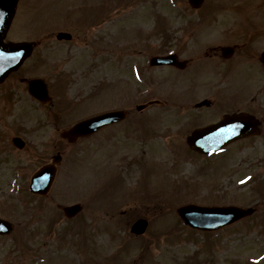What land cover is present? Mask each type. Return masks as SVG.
<instances>
[{
    "label": "rangeland",
    "instance_id": "374dc122",
    "mask_svg": "<svg viewBox=\"0 0 264 264\" xmlns=\"http://www.w3.org/2000/svg\"><path fill=\"white\" fill-rule=\"evenodd\" d=\"M237 2L241 4L240 8H248L241 0H219L216 9H238L235 7ZM186 3L185 0H19L15 12L17 20L10 35L35 41L48 32L65 30L64 27L76 32L72 42L55 44L57 50L50 51L51 56L56 57L57 65L41 64L27 74L47 82L56 105L67 104L73 111L79 107L73 121L111 106L106 104L110 91H114L115 103L119 106L132 103L136 106L155 97L167 100L148 109L152 113L156 111L155 116L177 104L176 81L170 80V74L169 79L164 72L156 73L158 69L150 70L148 60H144L143 54L136 53L138 51L135 56L130 55L127 42L140 32L138 35L142 38L132 41L138 49L142 50L144 43L157 45L158 39L153 37L161 19L165 18L166 25L176 27L179 23L177 11L180 6L186 11ZM100 13L111 15L102 20ZM83 15L82 23H75L74 20L78 21L79 17L81 20ZM115 34L119 39H115L113 46L120 48L113 53L109 40L110 35ZM101 45L105 57L101 68L105 79L113 78L114 60L119 70L115 77L118 79L116 88L102 94L104 107L99 103V97L92 96L100 79ZM124 47V52H120L119 49ZM107 54L115 55L111 62L107 60L110 57ZM135 67L141 71L140 77L135 76ZM17 76V73L12 75L2 89L16 88L20 96L15 101L20 102V110L31 111L36 107L38 112L42 111L39 106L43 104L31 98L27 84L21 83ZM59 77L62 81L73 82L67 81L65 86H60ZM130 83L138 89L134 102L128 97ZM248 88L249 83L241 80L231 87L235 95L243 94ZM81 105L87 108L81 109ZM261 107L264 109V98ZM15 111L13 107L12 113ZM12 113L8 115V123L16 118ZM171 116L165 113L163 117L162 121L168 124L151 121L155 124L153 127L136 129L129 135L130 147L123 154H119L122 144L101 142L97 136L67 147L51 190L37 196L30 193L29 181L44 161L36 162L15 147L12 149L11 133L18 126L8 124L11 128L8 149L6 157L0 158V217L10 220L14 227L10 233L0 235V264H197V254L200 261H205L207 254L212 252L216 257L211 264H230L224 242V234L230 229L215 230L216 235L210 234L212 232L204 234L182 222L176 210L189 203L226 205L229 201L224 192L232 196L236 192L255 190L252 187L257 186V181L248 183L242 176L251 172L248 169H257L260 171L258 180L260 176L264 177V133L256 137V142L242 145V150L232 148V158L230 155L216 159L196 157L188 151L186 144L180 141L172 144L173 138L182 140L181 135L174 133L166 139L162 137L166 136V126L175 129ZM138 118L139 113L135 127L139 125ZM145 126L143 123L141 128ZM117 132L122 131L116 130L114 134ZM37 136L31 134V141H37ZM106 145L111 148L105 149ZM253 148L255 154L251 153ZM114 153L117 155L115 160ZM136 154L137 161L134 158L130 162L135 163H128ZM240 156L243 159H239ZM252 161L257 167L251 166ZM219 193L223 195L219 196ZM77 203L82 209L73 216H66L63 208ZM140 218H147L149 226L138 234L132 232L131 227ZM240 224L229 233H240ZM236 254L244 253L234 251ZM234 259L233 256L232 261Z\"/></svg>",
    "mask_w": 264,
    "mask_h": 264
},
{
    "label": "flooded vegetation",
    "instance_id": "af4514ba",
    "mask_svg": "<svg viewBox=\"0 0 264 264\" xmlns=\"http://www.w3.org/2000/svg\"><path fill=\"white\" fill-rule=\"evenodd\" d=\"M185 1L187 2L186 11L181 9L183 8L182 6H180V9L177 11V21H179V23L176 27L166 25L167 21L165 18L161 19V25H159L158 28L160 31H157L158 29H156V34L153 33L155 34L153 39H158L156 43L157 45L153 46L149 43H144L145 47L142 50L138 49L136 47L137 44L132 41H134V38H142V36L138 35L140 32L132 35L128 41L129 43L127 42V45L130 44V55L135 56L136 53L143 54L142 56L144 57V60H148L147 62L149 63L148 66L150 70L158 69L155 71L156 73L164 72L169 79L170 74L172 76L170 80L176 81L178 94L177 104L171 105L169 108H165V110H161V113L156 114L155 116L154 114L156 111L152 113L151 111H148V109L150 110L153 106L164 104L167 100L162 101L155 97L149 99L146 103H138L136 106L134 103L129 106H119L117 102L115 103L117 99L113 95L114 91H110L111 96L106 99V104L111 106L107 107V109L98 110L99 112L97 113L89 114L73 121V115L78 111L79 107L73 111V108H70L67 104L61 106L56 105L54 98L50 93L48 84L47 104H43L40 99L30 95L32 99L43 104L42 106H39L42 111L38 112L36 107L31 111L20 110V102L15 101V99L20 96L16 88L10 87L8 90L2 89V87L5 86L7 82L10 81V77L16 73L18 74L17 78L21 83L28 84L30 79L39 77L27 75L36 69L35 66L46 64L54 67L57 65V59L56 57L51 56L50 51L57 50L55 49V44L60 45L67 41L72 42L76 32L71 31L70 29V31H68V28L64 27L65 30L48 32L46 35H43L35 41L17 36L15 37V35L10 36L13 25L17 20V13H14L3 40L6 43L23 41L31 42L32 51L19 68L15 71L9 72V74L0 81V158L3 159V157H6L5 154L8 149L7 140L9 129H11L8 124L18 126L16 127V131L11 133L12 143L10 146L12 149L15 147L14 149L25 153L28 158L35 161L37 160L36 162H40L41 160L44 161L38 166L35 172L44 165L53 164V166H56L58 174V169L64 161L67 147H70L79 141H87V139L97 136V139L102 140L101 142L116 141L117 145L118 143L122 144L119 149V151H122L119 152V154H123L126 149L130 147L129 135H133L136 129L143 130L146 127H153L155 124L159 123L168 124V122L162 121L165 113L172 115L171 118H173V125H175L173 127H175V129L166 126V136L162 137L166 139L171 134H179L181 135L182 140H179V138H173L174 140L172 141V144H177L180 141L187 146L189 135L198 128L213 126L220 123L226 125V121L228 120L230 126L232 124L231 121L236 122L238 119H240V122L244 123L246 127L248 125V116L246 115L247 117H244L241 115H255V120L250 127L253 132L247 134L248 131L244 129L241 134H238L232 131L230 135L234 138L227 142L223 148L209 154H202L188 148V151L195 154L196 157L201 156L203 158L211 159L220 158L222 156L225 157L226 155L232 157V148L237 147L239 150H242L244 149L241 147L242 145L245 146L247 143L256 142V140H258L256 137H259L264 133V109L261 107L264 98V0H241L248 4V8H245V6L240 8L241 4L237 2L235 7L238 9L222 10L216 9L219 0H212L213 2L211 3H208L209 0H203V2L197 7H194L189 0ZM107 14L108 13H100L99 17L102 16V20H105V18H108L109 15H111L110 13ZM81 17V20H79L80 17L78 18V21L74 20L75 23L79 22V24H81L85 16L83 15ZM49 21L53 23L54 20L52 21L50 19ZM60 31L70 32L71 37L63 39L58 38L57 35ZM157 34L159 36H156ZM114 36L110 35V46L114 45L115 39H119L116 34ZM107 37L109 38V36ZM151 38L152 37L149 39ZM102 43L104 44V42ZM113 47H111V49H114L113 53L120 48ZM127 48L128 47H126V49ZM100 49L101 57L98 58L99 60L97 59L99 62L98 74L100 79L97 82V86L96 84L94 86L95 92L92 96L99 97V103L103 106V101H105V99L102 94L105 90L109 91L116 88L118 79L115 77L119 70L117 66L118 63L117 65L114 64V60L112 63L114 70H110L113 74V78L111 80L105 79L106 77L101 68L105 59V57H103L102 45ZM124 49L125 47L119 50L123 53ZM117 53L119 52L117 51ZM156 55L170 56L171 63L152 65V58L156 57ZM33 56L36 57L33 58ZM108 56L110 57H107V60L111 62V60L114 59H112V57L115 55ZM117 57L119 56L117 55ZM53 73L56 77V70ZM134 74L137 77L141 76L139 68H134ZM85 75L86 74H84V79L86 78ZM61 78L62 77H59L60 86H65V82H67L68 79L62 81ZM239 80L242 82H248L249 88L243 90V94L235 95L231 87L238 83ZM61 82L62 84L64 82V85H62ZM68 82L71 83L73 80H69ZM27 90H29L28 87ZM137 91L138 89L136 88V85L134 86L130 83L128 97H130L133 102ZM226 96H228V99H226ZM89 97H91V95ZM260 97L262 100L259 99ZM14 101L15 103H18L17 106ZM82 103L84 104V101ZM81 106V109L87 108L84 105ZM13 107L16 108L14 113H12ZM174 108L176 110H174ZM111 111H118V113H120L117 120L100 124L94 131L81 135L76 139L74 138V140L71 136L65 137L63 135L64 132L74 126L75 123ZM146 111H148L147 115ZM10 113H12L11 115L13 117L16 116V118L13 119L14 121L11 123H8V115ZM138 113L139 125L135 127V119ZM33 116L34 119H32ZM233 116L236 118H233ZM151 121H155L156 123L152 125ZM143 123H146V126L141 128ZM116 130H121L122 132L114 134ZM31 134L35 136H37L36 134H40V136H37L39 139L37 141H31ZM16 138H20L18 139V143H15ZM107 148L111 147L106 145L105 149ZM254 148L256 147L254 146ZM254 148L251 151L253 154H255ZM115 153L113 156L114 160L117 157ZM138 154H136V157L135 155L130 157L128 163H131L130 161L134 158L135 161H137ZM239 159L243 158L240 156ZM135 161L132 163H135ZM251 163V166L255 165L253 168L257 167L256 163H253V161ZM248 170L251 172L242 176L245 177L243 181H249L248 183H255L257 181V186L253 185L252 187L255 190L244 193L240 192L241 194L236 192L233 193L232 196H229L227 191L226 193L224 192V194H227V196L225 195L227 201H229L226 205H234L252 210L251 212H248V214L243 215L240 219L223 228V230L230 229L224 234L225 248L229 253L227 255V262L230 264H264V181H262L264 180V177L260 176L259 178L261 179L258 180L257 176H259L258 173H260V171L257 169ZM57 174L55 176L56 178ZM240 183L242 187V178ZM219 194V196L223 195L221 193ZM261 213L262 220L259 219ZM238 223H241L240 230L241 232L244 230V232L229 233ZM251 227H253V229ZM260 227L261 229H259ZM197 231L203 232L204 234L209 233L208 231ZM210 234L216 235L217 233L212 232ZM234 251H241L244 254L234 255ZM233 256L235 261H232ZM199 257V255L196 256L198 261ZM215 257L216 253L208 254V263H213ZM205 262L206 260L199 261L198 264H205Z\"/></svg>",
    "mask_w": 264,
    "mask_h": 264
},
{
    "label": "water",
    "instance_id": "95a60500",
    "mask_svg": "<svg viewBox=\"0 0 264 264\" xmlns=\"http://www.w3.org/2000/svg\"><path fill=\"white\" fill-rule=\"evenodd\" d=\"M193 4L198 6L202 0H190ZM18 0H0V80H2L10 71L18 68L23 60L30 53L31 45L29 43L24 44H4L2 38L4 32L7 31V27L10 23V19L15 13ZM59 38L70 37L69 33H60ZM153 63L167 62L165 58H157L152 61ZM30 89L32 93L40 97L42 100H46V88L40 82V80L31 81ZM41 89V90H39ZM39 91V93H38ZM120 113L111 112L104 115L94 117L77 124L74 128L67 132V136L76 138L78 135L86 134V132H92L97 129L100 124L111 122L118 118ZM238 130L244 129V123L239 122L237 126ZM235 129V125L219 124L209 128L196 131L192 137L189 138L190 146L201 152L212 151L214 149L222 147L225 143L231 140L230 134ZM215 138H218L215 140ZM19 140H15L18 143ZM54 167H44L37 172L31 182V191L33 193L45 194L51 186L54 178ZM80 206L73 205L65 208L67 215L71 216L78 212ZM249 211V210H248ZM237 207H206L198 205H186L179 208V214L183 218L186 224L200 228L204 230L218 229L242 215L248 212ZM147 227V221L140 219L133 224L132 230L136 233H141ZM12 230V225L9 221L0 218V233H9Z\"/></svg>",
    "mask_w": 264,
    "mask_h": 264
},
{
    "label": "bare ground",
    "instance_id": "6f19581e",
    "mask_svg": "<svg viewBox=\"0 0 264 264\" xmlns=\"http://www.w3.org/2000/svg\"><path fill=\"white\" fill-rule=\"evenodd\" d=\"M241 116H243V115H241ZM233 118H236V117L233 116ZM238 121H240V119H238Z\"/></svg>",
    "mask_w": 264,
    "mask_h": 264
}]
</instances>
